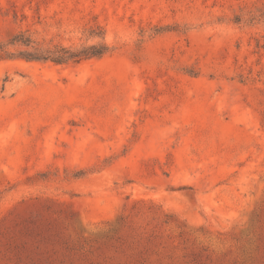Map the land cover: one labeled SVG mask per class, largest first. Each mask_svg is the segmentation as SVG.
Segmentation results:
<instances>
[{"label": "rangeland", "instance_id": "1", "mask_svg": "<svg viewBox=\"0 0 264 264\" xmlns=\"http://www.w3.org/2000/svg\"><path fill=\"white\" fill-rule=\"evenodd\" d=\"M19 32L108 50L0 57V264H264V0H0Z\"/></svg>", "mask_w": 264, "mask_h": 264}, {"label": "trees", "instance_id": "2", "mask_svg": "<svg viewBox=\"0 0 264 264\" xmlns=\"http://www.w3.org/2000/svg\"><path fill=\"white\" fill-rule=\"evenodd\" d=\"M21 45L24 49L16 53L9 52L6 45ZM105 43L91 44L79 48L66 47L62 45L47 46L32 39L30 35L23 32L12 36L7 43L0 42V57L18 56L26 60L51 61L54 63L77 62L90 57H99L107 52Z\"/></svg>", "mask_w": 264, "mask_h": 264}]
</instances>
